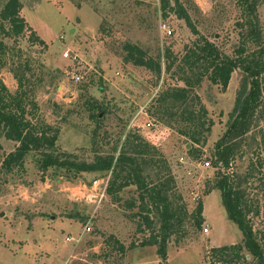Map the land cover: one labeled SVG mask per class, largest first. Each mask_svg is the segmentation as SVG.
Masks as SVG:
<instances>
[{
	"label": "rangeland",
	"instance_id": "374dc122",
	"mask_svg": "<svg viewBox=\"0 0 264 264\" xmlns=\"http://www.w3.org/2000/svg\"><path fill=\"white\" fill-rule=\"evenodd\" d=\"M7 1L0 0V11ZM21 2V14L48 45L33 40L28 30L17 38L5 37L0 27V40L7 45L5 53L0 50L5 62L0 80L16 92L14 69L25 72L34 83L36 117L59 129L62 150L87 161L113 154L123 160V169L68 177L60 169L43 171L39 156L32 153L23 167L7 171L3 157L17 143L2 137L0 264H215L213 247L244 239L221 191L206 192L218 179L216 144L223 137L236 144L232 166L223 170L235 172L251 208L248 219L258 236H264V108L247 133H229L245 77L241 70L233 73L226 90L208 77L192 88L193 105L200 106L198 97L213 123L207 140L196 144L180 133L187 123L171 115L178 108L163 107L160 113L156 101L163 91L185 86L180 60L199 36L185 19L172 11L164 17L160 0ZM180 2L201 36L235 53L245 12L241 0ZM257 13L264 28V0ZM126 43L138 44L160 59L163 72L125 62ZM167 49L178 56L170 69ZM100 110L99 118L91 117ZM251 161L255 166L250 176ZM131 166L140 178L132 177ZM160 183L169 186V200L183 221L170 238L166 258L157 245H142L152 233L143 206L152 210L155 205L147 195L143 204L141 193ZM200 201L204 209L197 224ZM149 216L159 228V214L154 210ZM250 260L248 255L240 264Z\"/></svg>",
	"mask_w": 264,
	"mask_h": 264
},
{
	"label": "trees",
	"instance_id": "16d2710c",
	"mask_svg": "<svg viewBox=\"0 0 264 264\" xmlns=\"http://www.w3.org/2000/svg\"><path fill=\"white\" fill-rule=\"evenodd\" d=\"M241 3L245 10L243 19L239 23L242 28L241 42L235 53L228 54L215 42L200 35L190 13L180 0H160L164 17H167L170 11L174 12L185 19L193 32L199 35L191 45L186 46V51L180 60L181 71L184 72L182 81L185 82V86L169 88L160 93L156 100L160 113H163V107L178 108L170 113L178 115L181 121L187 123V127L180 130V133L196 144L207 140V134L213 125L207 118L206 107L201 105L198 97L195 98L198 99L200 106H194L191 95L192 88L204 77H208L211 82L226 90L236 70L239 69L245 74L237 95L236 116L229 128V133L237 136L247 133L256 115L262 113L264 108V28L260 24L257 13L261 0H241ZM22 8L21 0H8L4 4L0 11V27L3 35L17 38L28 30L33 40L47 46V42L36 33L21 14ZM6 48L5 42L0 40V50L5 53ZM124 51L125 62L146 67L158 75L163 72L162 61L151 56L149 51L142 46L126 43ZM165 57L169 61L168 69L178 58L169 49L166 50ZM0 63V65H5L3 60H0ZM14 73L18 81L16 92H11L5 82L0 80V148L2 137L17 143L15 149L3 157L2 167L4 169L12 171L16 167H23L26 158L32 153L39 156V165L43 171L51 168L60 169L68 177H76L81 172H108L110 170L116 174L118 168L119 171L123 169V160H117L113 154H99L93 161H87L78 160L75 154L62 150L58 145L59 129L36 117L38 103L34 99V83L27 78L25 72L21 73L14 69ZM101 113V110L91 113V117L99 118ZM235 145V143L229 144L227 138L224 137L217 142L214 167L217 169L218 179L208 187L206 192L209 194L214 189L221 191L228 215L240 227L244 239L239 244L213 247L210 257L215 264H240L250 255L251 260L247 262L248 264H264V236H258L252 222L248 219L251 208L245 192L241 189V184L235 178V172H232V175L228 173L233 163ZM220 162L223 164L220 165ZM254 166L255 163L251 161L247 175H252ZM223 167L228 170H223ZM131 168V174L134 172L132 177L140 178L136 173L138 169L132 166ZM128 175L130 178V173ZM168 189L167 184L160 183L147 186L148 194L141 193L143 204L149 196L155 205L151 210L146 204L143 206L144 210L149 214L155 210L161 222L160 227L157 228L153 217L151 218L149 214L144 217L152 233L142 241V245H157L158 252L163 258L167 256V247L172 234L181 230L183 222L178 211L172 207L167 194ZM203 209V203L200 201L196 212V218H199L197 224L202 221ZM138 227L141 229L142 225L139 224ZM120 248L124 250V244H121Z\"/></svg>",
	"mask_w": 264,
	"mask_h": 264
},
{
	"label": "built area",
	"instance_id": "2783aa9c",
	"mask_svg": "<svg viewBox=\"0 0 264 264\" xmlns=\"http://www.w3.org/2000/svg\"><path fill=\"white\" fill-rule=\"evenodd\" d=\"M164 26H166V25H164ZM170 33H171V31H170ZM73 77L76 78L77 80L81 79V76L80 75H77V74H73ZM210 163H211L210 160L206 161V165L207 166H209ZM86 229L87 230H90L91 228H90V226H87Z\"/></svg>",
	"mask_w": 264,
	"mask_h": 264
},
{
	"label": "crops",
	"instance_id": "0c3cea01",
	"mask_svg": "<svg viewBox=\"0 0 264 264\" xmlns=\"http://www.w3.org/2000/svg\"><path fill=\"white\" fill-rule=\"evenodd\" d=\"M27 21H28V22H30L28 19H27ZM30 24H31V22H30ZM31 25H32V24H31ZM32 26H33V25H32ZM33 27H34V28H35V30H36V27H35V26H33Z\"/></svg>",
	"mask_w": 264,
	"mask_h": 264
}]
</instances>
